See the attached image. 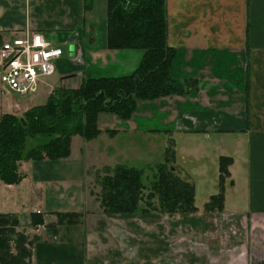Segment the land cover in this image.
Segmentation results:
<instances>
[{
    "label": "crops",
    "instance_id": "0c3cea01",
    "mask_svg": "<svg viewBox=\"0 0 264 264\" xmlns=\"http://www.w3.org/2000/svg\"><path fill=\"white\" fill-rule=\"evenodd\" d=\"M91 1L0 0V41L39 31L67 50L55 61L44 97L7 101L9 110L3 108L7 96L24 94L0 85V114L19 115L41 104L53 87L75 89L82 77L134 71L143 50L107 47L106 13L93 12ZM165 9L167 43L174 48L170 74L195 79L196 91L136 99L127 118L98 112V134L88 140L72 135L67 157L19 162L21 179L0 182V214L16 217L15 231L26 238L30 264H264V0H165ZM134 136L158 155L170 144V158L187 181L193 173L178 161L207 162L203 150L209 151L219 180V156L231 159L221 209L173 223L169 232L174 240L181 225L190 235L189 250L183 257L174 251L172 261L165 239L152 241L146 231L164 216L106 215L84 186L92 171L130 156ZM127 166L140 169L135 162ZM234 173L242 188L228 196L236 185ZM56 213L80 214V223L56 225L50 234L46 227L55 223ZM32 214L43 224L29 226ZM137 230L139 240L133 236Z\"/></svg>",
    "mask_w": 264,
    "mask_h": 264
},
{
    "label": "trees",
    "instance_id": "16d2710c",
    "mask_svg": "<svg viewBox=\"0 0 264 264\" xmlns=\"http://www.w3.org/2000/svg\"><path fill=\"white\" fill-rule=\"evenodd\" d=\"M106 45L110 48H140L143 55L128 75L118 77H82L75 89L53 87L41 104L21 114H0V182L14 184L21 179L20 161L56 160L69 155L72 135L88 140L98 134V112H112L127 118L136 99H153L169 94L194 93L197 82L192 78L176 79L170 74L174 48L167 43L165 0H106ZM22 118L23 122L20 120ZM111 132V131H110ZM231 159L219 156V191L203 204V212L222 207V185L228 176ZM167 161L156 164L150 192L143 204L144 184L140 169L117 164L104 166L97 174V200L106 215L148 213L154 197L157 210L165 214H189L193 205L192 183L172 173ZM55 223L46 229L51 234L56 225L80 223L77 213H56ZM43 224L38 215H30L29 226ZM13 215L0 214V264H30L26 238L15 231Z\"/></svg>",
    "mask_w": 264,
    "mask_h": 264
},
{
    "label": "rangeland",
    "instance_id": "374dc122",
    "mask_svg": "<svg viewBox=\"0 0 264 264\" xmlns=\"http://www.w3.org/2000/svg\"><path fill=\"white\" fill-rule=\"evenodd\" d=\"M91 2H95L94 7H93V12H96L97 15L99 13V15L101 16L102 14L104 15L106 13L105 7H106V0H92ZM97 2H103L99 5H97ZM104 10V12H103ZM105 16V15H104ZM62 56H65L67 54V50L65 46H62ZM53 74V73H52ZM50 75L48 77L43 78V80L41 82H39L35 88V90L30 94V95H24V96H17V95H12V98L8 97L5 99L6 103L3 105V108H6L10 110L11 107H9V103H7V101H11V100H16L20 97H25V101L28 100V102H34L36 101V98L38 97H44L43 95V91L44 88L47 87L48 84H51L52 79L54 78L53 75ZM46 86V87H45ZM46 90V89H45ZM40 93H42V95H40ZM36 96V97H35ZM34 97V98H33ZM23 99V98H21ZM31 99V100H30ZM152 141V140H150ZM154 144L156 143L155 141H152ZM119 147H124V146H120L118 144ZM117 146V147H118ZM170 144H168L166 146V152H164V155H158L157 153V149L155 151H147L146 148L148 146L144 145L140 139H136L135 136L133 137V149L131 151H129L130 153H132V155L130 153H128V155L125 158H122L119 160L118 163L114 164H126V165H132V163H136L137 167L140 168V179L142 181V183L144 184V191H143V204L146 203L145 200V196L146 194H148L150 192V188L152 185V182L154 180V174H156L155 172L157 171L156 169V164H158L157 162L162 161V157H164V160L162 161L165 162V160L167 161L166 166H170L172 167V173L175 174L176 176L180 177L183 180H186L184 177L180 176V170H178V167L172 162L170 156H171V152H170V148H169ZM121 149V148H119ZM123 151V150H122ZM205 153L204 155H206L207 157V162L204 161H199L198 163H186L178 161L182 167L186 170H189L191 173H193L192 177H190L188 180L189 182L193 181V185L195 187V195L193 196V205L194 207L197 209L195 212L193 213H189V214H193L192 217H196L194 216V214L196 212L199 213H204L202 211V206L203 204H205L208 200V197L211 195H216L218 193V180H216V177L214 176V172L212 171V165L209 164L210 161H212V155L209 153V151H205L203 150ZM166 154V155H165ZM121 156V155H120ZM111 159H119L117 155H113ZM161 159V160H160ZM122 160V161H121ZM118 161V160H117ZM114 163V162H112ZM207 163V165H206ZM211 163V162H210ZM111 165V166H114ZM207 167V168H206ZM200 171V172H199ZM103 172L100 170H96V171H92V175H91V179L89 181L88 184H85L84 186L86 187V190L89 191L90 195H92V197H96L97 193L99 191V185L98 182L96 181V176L97 174H102ZM182 173V172H181ZM235 177V187L234 188H230V190L228 191V196H230L231 194H233L234 196L236 192L241 191L242 188V180L240 178H238V174L234 173L233 174ZM229 199V198H228ZM96 201L97 198H96ZM233 201V200H232ZM230 200H228V204L230 202H232ZM99 202V201H98ZM147 202H149V208L152 207H156V209L154 210H149L148 213H143L146 214V216H151V215H157L160 214L164 217L160 218L158 221H155V223L149 224L148 228L146 229V231L148 232V234H150V239L152 241L157 240L158 237H160V240L165 239L166 244L165 247L167 245V255L171 258L172 261V257L174 255V251L175 253L178 251L180 252V255H184V251H188V246L189 244L187 243L188 238L186 236L190 235L189 231L187 230V228L184 225H181L179 232L177 233L179 237H177V235L175 236L176 239H173V235L172 233H170L169 231H172V225L175 221H179L181 220V223L185 222L189 217V214H185V216L182 215V218L179 217L180 215L176 214L174 216H172L173 214H165L162 212H159L157 210V201L155 196L150 198L149 200H147ZM148 214V215H147ZM185 217V218H184ZM188 217V218H186ZM179 218V219H178ZM190 219V218H189ZM159 222L158 225L159 228H156L157 223ZM22 228H19L20 231H25L27 228V225L21 226ZM159 229V231H158ZM138 231V230H137ZM160 235V236H159ZM134 239H140L141 235H140V230L138 232H136V234H133ZM180 239V241L178 240ZM178 240V241H176ZM175 241V242H174ZM168 243V244H167ZM180 245V246H179Z\"/></svg>",
    "mask_w": 264,
    "mask_h": 264
},
{
    "label": "built area",
    "instance_id": "2783aa9c",
    "mask_svg": "<svg viewBox=\"0 0 264 264\" xmlns=\"http://www.w3.org/2000/svg\"><path fill=\"white\" fill-rule=\"evenodd\" d=\"M61 54V48L53 45L39 31L0 41L1 87L30 95L43 78L54 72L55 61Z\"/></svg>",
    "mask_w": 264,
    "mask_h": 264
},
{
    "label": "water",
    "instance_id": "95a60500",
    "mask_svg": "<svg viewBox=\"0 0 264 264\" xmlns=\"http://www.w3.org/2000/svg\"><path fill=\"white\" fill-rule=\"evenodd\" d=\"M71 48H72V46H69V49H71ZM20 120L23 122L22 118H20Z\"/></svg>",
    "mask_w": 264,
    "mask_h": 264
}]
</instances>
